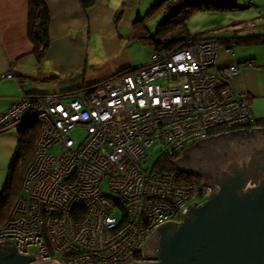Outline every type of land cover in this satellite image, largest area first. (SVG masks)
<instances>
[{"label":"built area","instance_id":"obj_1","mask_svg":"<svg viewBox=\"0 0 264 264\" xmlns=\"http://www.w3.org/2000/svg\"><path fill=\"white\" fill-rule=\"evenodd\" d=\"M221 47L234 53L215 31L191 36L129 72L63 93L23 94L0 113V132L28 122L39 131L0 241L36 263L143 262L155 228L180 223L210 191L203 177L159 169L162 159L180 158L204 138L259 128L249 96L229 84L239 67L218 66ZM77 128L81 140L68 136Z\"/></svg>","mask_w":264,"mask_h":264},{"label":"crops","instance_id":"obj_2","mask_svg":"<svg viewBox=\"0 0 264 264\" xmlns=\"http://www.w3.org/2000/svg\"><path fill=\"white\" fill-rule=\"evenodd\" d=\"M158 1L96 0L83 11L77 0H45L49 46L38 59L28 36V0H0V113L18 103L23 94L63 93L147 64L149 59L138 63L132 51L139 42L132 23ZM248 9L261 20L260 25L244 22L222 40L264 34V0H249ZM252 47L261 49L254 54ZM227 55L230 58L219 67H239V75L229 84L235 92L249 96L257 125L264 128V45H237ZM8 73L13 78H1ZM19 138L20 133L11 129L0 132V194Z\"/></svg>","mask_w":264,"mask_h":264},{"label":"water","instance_id":"obj_3","mask_svg":"<svg viewBox=\"0 0 264 264\" xmlns=\"http://www.w3.org/2000/svg\"><path fill=\"white\" fill-rule=\"evenodd\" d=\"M206 5L234 6L237 0H201ZM198 145V153L186 151ZM196 167L207 199L193 202L181 213L180 223L159 224L142 248L143 262L132 264H264V128L223 132L198 140L181 151L182 160L203 158ZM194 170V169H191ZM200 170V171H199ZM0 264L36 263L20 255L9 241H0Z\"/></svg>","mask_w":264,"mask_h":264},{"label":"trees","instance_id":"obj_4","mask_svg":"<svg viewBox=\"0 0 264 264\" xmlns=\"http://www.w3.org/2000/svg\"><path fill=\"white\" fill-rule=\"evenodd\" d=\"M83 11L92 7L96 0H77ZM236 4L231 7L206 5L201 0H159L146 13V16L137 15L132 23L135 38L143 45L147 46L150 53L153 51H162L169 49L182 38L191 37L185 32V21L195 11L200 10H232ZM29 8V28L28 36L34 45V54L41 59L47 52L49 46L48 26L49 13L45 4V0H28ZM161 10L164 12L162 21L159 22L158 29L155 33H151L145 25V20L153 14V12ZM221 41V40H220ZM225 43L232 42L237 45H264V34L245 37H237L234 35L230 40H223ZM133 69V68H132ZM131 69L121 71L129 72ZM19 145L13 155L9 172L0 194V228L6 221L9 212L20 196V187L23 175L28 168L33 155L34 144L38 136V127L28 122L19 132ZM179 156L166 157L162 159L159 169L164 171H177L176 160Z\"/></svg>","mask_w":264,"mask_h":264},{"label":"rangeland","instance_id":"obj_5","mask_svg":"<svg viewBox=\"0 0 264 264\" xmlns=\"http://www.w3.org/2000/svg\"><path fill=\"white\" fill-rule=\"evenodd\" d=\"M241 7V8H240ZM246 7V9H242ZM249 0H237L236 7L232 10H200L195 11L193 14L188 16L185 21V32L190 36H196L203 34L208 31H215L218 33L219 44L222 46L225 42L222 39H226V35L232 33L234 30H237L238 27L244 24V22L256 25H260L261 20L256 19L258 16L253 10H249ZM147 13H144L142 16H146ZM163 15L161 10L154 11L145 20V25L148 27L151 33H155L158 29L159 22L162 21ZM185 38H182L180 41H183ZM221 40V41H220ZM253 48V47H252ZM253 53L256 54L259 47L253 48ZM132 51L136 54V60L138 63L147 62L150 57V50L147 46L141 45L139 42L134 44ZM224 51V48H220L218 66L223 65L224 62H227L230 57H228ZM213 133V132H211ZM85 133L81 129H75L68 133V136L73 139L81 140L84 137ZM151 160L154 161L158 157V152H154L151 155ZM151 163V162H150ZM104 193H108L107 189L103 188ZM117 215V214H116Z\"/></svg>","mask_w":264,"mask_h":264},{"label":"flooded vegetation","instance_id":"obj_6","mask_svg":"<svg viewBox=\"0 0 264 264\" xmlns=\"http://www.w3.org/2000/svg\"><path fill=\"white\" fill-rule=\"evenodd\" d=\"M201 149L200 146L198 145H195L194 147L190 148L189 150L186 151V155L188 154H194V153H198V151ZM209 154H211L210 151H206L205 154H204V157L203 158H199V159H189V160H182L181 161V165L183 166V168H185V170L187 171H190L192 172L194 175H197V176H200V177H203V175L199 174L196 170V167H198L201 162H204L208 157H209ZM209 159H207L206 161H208ZM191 169H194V170H191ZM200 171V170H199Z\"/></svg>","mask_w":264,"mask_h":264}]
</instances>
